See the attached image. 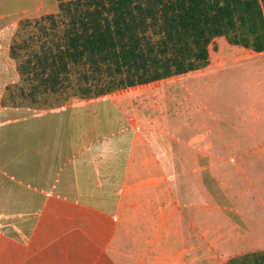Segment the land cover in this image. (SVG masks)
<instances>
[{
  "label": "rangeland",
  "instance_id": "rangeland-1",
  "mask_svg": "<svg viewBox=\"0 0 264 264\" xmlns=\"http://www.w3.org/2000/svg\"><path fill=\"white\" fill-rule=\"evenodd\" d=\"M62 22L57 0H0V264L264 254L255 36L214 37L198 69L82 98L79 71L50 92L27 68Z\"/></svg>",
  "mask_w": 264,
  "mask_h": 264
},
{
  "label": "trees",
  "instance_id": "trees-1",
  "mask_svg": "<svg viewBox=\"0 0 264 264\" xmlns=\"http://www.w3.org/2000/svg\"><path fill=\"white\" fill-rule=\"evenodd\" d=\"M60 40L27 63L36 84L58 92L79 71L75 95L100 96L198 69L214 37L239 31L264 49L260 0H57ZM68 82V83H67ZM230 264H264L244 254Z\"/></svg>",
  "mask_w": 264,
  "mask_h": 264
}]
</instances>
